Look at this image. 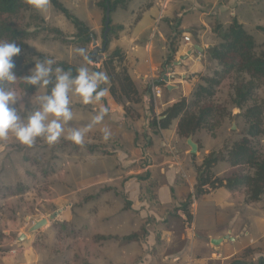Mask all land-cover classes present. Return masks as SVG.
<instances>
[{"label":"rangeland","instance_id":"rangeland-1","mask_svg":"<svg viewBox=\"0 0 264 264\" xmlns=\"http://www.w3.org/2000/svg\"><path fill=\"white\" fill-rule=\"evenodd\" d=\"M60 1L83 22V15L99 9L100 27L91 30L102 46L105 11L99 5L100 0ZM137 1L134 0L128 11L114 12L111 25L118 36L109 42L103 53L105 57L99 63L90 58L92 40L89 44L79 41L76 27L50 2L44 11L39 10L40 15L48 25L62 29L75 42L63 43L54 34L40 29L28 40L29 47L22 56H34L32 67L40 61L37 55L43 54L55 59L56 63L67 61L79 67L88 66L93 71L101 69L107 75L103 61L118 46L124 49L125 37L137 32V24L142 18L140 8L151 0H144L139 5ZM260 4L264 7V0ZM262 14L256 21H248L249 31L258 45L264 41V31L259 29L264 26ZM25 21L39 25V21L31 18ZM146 32L143 30L140 34V44L145 41ZM81 48L86 50L88 60L76 51ZM122 51L125 64H128V53ZM137 82L143 88L139 79ZM18 84V80L14 83L5 81L0 86L13 89L18 97H22L24 103L18 102L16 107L22 118H26L38 107L35 97L43 94L45 89L30 93ZM233 84L234 76L230 75L220 86L216 101L232 109L235 117L225 118L214 133L199 130L193 137L199 144V151L194 155L190 154L186 139L173 132V125L164 133L152 125L161 112L151 100L147 104L145 100L136 104L131 117L127 116L122 103H116L110 94V80L101 85L108 89L102 102L110 111L86 134L82 145L65 139L67 130L86 126L98 106L83 105L76 98L71 104L74 118L56 143L49 145L43 138H37L34 145L26 146L11 133L7 139L0 140V262L3 263L1 257L9 256L10 264H15L12 260L21 264H175L173 254L191 246L196 238L193 222L188 224V216L182 208L187 195L194 191V186L189 191V181L193 182V177L197 176L195 165H200L207 154L219 151L227 138L237 139L245 130L241 109H233L230 103ZM257 97L264 99V86L258 90ZM233 123L236 129L232 128ZM105 127L111 132L107 140L102 131ZM262 144L264 149V137ZM214 170L217 177L235 171L225 163ZM218 191L213 190L202 198H214L216 204L212 203L208 209L221 220L234 214L264 215V197L257 202H245L243 190ZM200 199L193 200L189 208L191 214L196 209V200ZM225 201L233 204H227L221 211L218 203ZM201 205L202 201L199 202ZM55 212L59 215L47 226L28 232L34 221L44 217L49 219ZM220 224L218 218L217 226ZM22 233H27V237L18 241ZM252 252V249H246L225 263L248 262Z\"/></svg>","mask_w":264,"mask_h":264},{"label":"trees","instance_id":"trees-1","mask_svg":"<svg viewBox=\"0 0 264 264\" xmlns=\"http://www.w3.org/2000/svg\"><path fill=\"white\" fill-rule=\"evenodd\" d=\"M48 2L64 13L76 27L79 41L84 44L91 42L90 35L93 31L85 22L72 14L60 0ZM128 3L129 0H101L99 5L105 12L108 7L113 12L118 8L126 9ZM28 18L39 21V25H30L25 21ZM40 29L54 34L63 43L75 42L62 29L48 25L39 10L28 0H0V40L15 42L21 47V53L13 57L16 65L13 71L18 78V85L30 93L37 92L39 88L27 84L23 76L29 74L35 59L34 56H22V52L28 49V40L36 36ZM259 29L264 31L262 26ZM215 31L221 41L210 49V54L218 61L220 68L211 75L200 76L201 82L196 85L191 97H182L174 102L152 123L157 129H167L178 120L177 134L184 139L191 135L194 137L201 129L214 133L225 118L235 117L232 109L216 101L220 86L230 75L234 76V91L230 95V103L233 108L241 109L245 130L237 139L227 138L219 151L207 154L200 165H195L197 178L194 192L182 204L188 221L192 219L189 208L193 200L221 187L230 191L244 190L247 202H255L264 197V99L257 97L258 90L264 86V41L258 45L254 35L237 18H233L228 26L217 24ZM117 36L116 29L110 24L108 43ZM176 51L173 38L167 63L173 60ZM37 57L40 60L45 58L43 54H38ZM57 66L65 71L71 70L74 75L79 68L67 61H59L54 65ZM102 67L111 82L110 94L115 101L123 104L126 115L131 117L134 106L142 103V98L129 74L123 51L115 49L110 52ZM51 87L49 85L45 92L50 91ZM148 91L151 92V87ZM221 163L235 171L227 176L217 177L214 169Z\"/></svg>","mask_w":264,"mask_h":264},{"label":"crops","instance_id":"crops-1","mask_svg":"<svg viewBox=\"0 0 264 264\" xmlns=\"http://www.w3.org/2000/svg\"><path fill=\"white\" fill-rule=\"evenodd\" d=\"M162 1L166 3L165 7ZM259 1L260 0H155V2L152 3L151 0L148 5L142 6L140 8L142 11V18H140V22L137 24V32H133V34L125 37L127 40L124 49L118 45L119 48H116L124 50L125 52L127 51L128 53V64L126 63L128 65V71L141 94L142 102L145 100L147 104L149 103L148 100H151L153 106H156V109L161 112L160 116H158L160 118L165 109L174 102L180 100L182 97H191L194 87L201 82L199 77L211 75L220 68L218 61L213 59L210 54V49L221 41L215 31V26L219 23L228 26L233 18H237L249 31L248 21H256V18H260L259 15L264 13L263 4H260L262 0ZM133 2L134 0H129L126 9L118 8L116 10L128 11L133 6ZM143 2L144 0H138L137 5ZM115 11L111 12V22ZM82 19L84 22H87L92 30H97L101 23V12L98 8L94 9L91 13L83 15ZM124 26H126V24ZM73 27L75 26L73 25ZM143 30H147V32L145 33V41L143 44H140L138 38H140V34ZM186 34L190 36V42L185 40L184 36ZM173 38L175 39L177 51L170 63L179 59L181 55H185L193 46L197 45L198 49H196L188 59L184 60L181 65L174 67L173 73L180 75L181 78L170 82L177 86L170 90L167 89L164 81L160 82V79L164 73H168L169 63H167V61L171 53L170 46ZM138 79L141 81V86H143V88L139 87L137 82ZM152 85L161 88L159 95L153 94L155 87L152 88ZM149 87H151V92L148 91ZM177 121L178 120L174 121L172 123L173 126H171L175 127L173 132L178 136L176 130ZM171 126L169 128H171ZM169 128L156 129L164 133V131ZM196 178L193 177V182L189 181V191L192 190L193 186L195 188ZM224 189L230 192V190L225 187L218 188L220 192ZM210 193L197 198H201L200 200H196V209L194 214L192 213V220L188 221V224L193 222L192 228L194 229L193 231L196 238L192 240L191 246L180 249L177 253L173 254V261L175 264H218L219 262L221 264H263L264 215H223L226 217L224 220H221L219 215L208 209L213 206L211 204L214 202V198H202ZM244 195V200L246 202V193ZM200 201H202L203 206H199ZM213 204H216V202ZM218 204L221 205V211H223L226 209V206H228L227 204L233 203L225 201ZM197 214H201V217L198 218ZM218 218L219 221L222 222L219 226H217ZM54 219H49L48 224L50 220ZM226 234H229L232 239L224 240L220 243L219 247L214 246L213 248L211 239ZM249 248L253 250V254H250L247 258L248 262L235 260L232 263H225L227 259H231L237 254L244 253V251ZM140 251L142 252V249ZM244 256L246 255L244 254ZM1 260L3 263L0 262V264L11 263V257L9 256H3ZM12 261H14L15 264H21L19 261ZM25 264H28V262H25Z\"/></svg>","mask_w":264,"mask_h":264},{"label":"clouds","instance_id":"clouds-1","mask_svg":"<svg viewBox=\"0 0 264 264\" xmlns=\"http://www.w3.org/2000/svg\"><path fill=\"white\" fill-rule=\"evenodd\" d=\"M37 10L44 11L48 0H28ZM88 60L85 49L76 50ZM21 53V47L15 42L0 40V83H14L18 78L13 71L16 67L13 57ZM56 60L45 57L35 62L29 74L23 76L24 81L37 88L50 91L35 97L38 107L31 111L26 118L18 113L16 105L24 103L13 89L0 86V140H5L11 133L19 143L32 146L37 138H43L49 145L56 143L65 133V126L74 118L71 108L73 98L78 99L83 105H97L98 108L91 121L82 128H69L65 139L77 145H82L86 134L100 124L109 113L102 98L107 95L108 89L101 85L108 82L109 77L103 71L90 70L88 66H80L75 75L71 70L65 71L57 66ZM32 100L29 98L28 103ZM104 139L111 136L110 130L102 129Z\"/></svg>","mask_w":264,"mask_h":264},{"label":"water","instance_id":"water-1","mask_svg":"<svg viewBox=\"0 0 264 264\" xmlns=\"http://www.w3.org/2000/svg\"><path fill=\"white\" fill-rule=\"evenodd\" d=\"M110 24H111V9L108 7L105 12V21H104L105 31L103 35L104 41H103L102 46L99 45L97 37L94 33H91L90 35L92 39V45H93V51L90 54V58L95 63H99L105 57L103 53L106 51L107 45H108V33L110 30ZM196 49H198L197 45L193 46L190 50H188L185 55H181L179 59L168 64V73H164L160 79V82L164 81L166 83L167 89L171 90L173 88H176L177 86L174 84H171L170 82L172 80L181 78L180 75L173 73L174 67L181 65L182 62L188 59V57L192 55V53H194ZM183 78H186V77H183ZM232 128L233 129L237 128L235 123H233ZM186 142H187V145L190 147V154L194 155L198 153L199 144L196 141H194L192 135L186 139ZM58 214L59 212H55L53 215H50L49 219H54ZM49 219L47 217H44L40 220L34 221L33 225L29 228L28 232L31 233V232H35V231L42 229V227L48 224ZM26 237H27V233H22L21 235H19L18 241H23L26 239ZM229 239H232V237L229 234H226L221 237L212 238L211 243L213 246L219 247L221 242H223L224 240H229Z\"/></svg>","mask_w":264,"mask_h":264},{"label":"built area","instance_id":"built-area-1","mask_svg":"<svg viewBox=\"0 0 264 264\" xmlns=\"http://www.w3.org/2000/svg\"><path fill=\"white\" fill-rule=\"evenodd\" d=\"M162 4L164 5V7H165V2H163L162 1ZM184 38H185V40L187 41V42H190V36L188 35V34H186L185 36H184ZM153 84V83H152ZM152 88H154L155 87V89L153 90V94L154 95H159L160 94V90H161V88L159 87V86H156V85H152L151 86Z\"/></svg>","mask_w":264,"mask_h":264}]
</instances>
